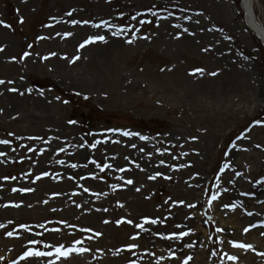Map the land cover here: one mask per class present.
I'll use <instances>...</instances> for the list:
<instances>
[{
  "label": "rangeland",
  "instance_id": "obj_1",
  "mask_svg": "<svg viewBox=\"0 0 264 264\" xmlns=\"http://www.w3.org/2000/svg\"><path fill=\"white\" fill-rule=\"evenodd\" d=\"M0 21V264H264V44L240 0H0Z\"/></svg>",
  "mask_w": 264,
  "mask_h": 264
},
{
  "label": "snow or ice",
  "instance_id": "obj_2",
  "mask_svg": "<svg viewBox=\"0 0 264 264\" xmlns=\"http://www.w3.org/2000/svg\"><path fill=\"white\" fill-rule=\"evenodd\" d=\"M71 23H73V24H75V23H77L76 21H70ZM81 23H83V22H81ZM101 23H103V22H101ZM0 24H3V22L2 21H0ZM5 27H8V25H4ZM65 35H69L68 33H66ZM89 40H100V41H103L104 40V37L103 36H95V37H90L89 38ZM89 40H85L84 41V43L86 44V43H88L89 42ZM28 55V53L27 52H25L21 57H20V59H24V57L25 56H27ZM12 59H15V57H13ZM196 71H202V70H196ZM212 75H214L215 73H211ZM0 83H3V81H0ZM254 123H258V122H254ZM108 131H120L119 129H109ZM123 135H126V136H130V135H133L132 133H129V132H123ZM141 139H144V137H141ZM94 146V145H93ZM226 167V166H225ZM221 171H223V169H221ZM41 175H47V173H41ZM237 175H239V173L237 174ZM127 183H129V184H131L132 183V181L131 180H128L127 181ZM21 191H28V190H30V189H20ZM13 191H15V189H13ZM86 191H87V189H86ZM191 206V205H190ZM226 207H231L230 205H226ZM129 223H131V221H128ZM116 223L117 224H119L120 223V221L119 220H117L116 221ZM152 223H155V221L153 220L152 221ZM0 227H2V225H0ZM20 227H24V225H20ZM136 227H140V225H136ZM250 227H251V225H250ZM249 229L248 228H245L244 229V231H248ZM218 231H219V229H218ZM13 233L12 232H6L5 233V235H7V236H11ZM97 235H99V233H97ZM178 235H180V236H183V235H185V233L184 232H180ZM262 235H264V233H262ZM33 243H34V241H33ZM233 246H239V247H241V248H243V249H250L251 248V245H248V244H239V245H237L235 242H233ZM127 247H129V248H132V247H136V245H134V244H130V245H127ZM53 251L58 255V256H61V257H68L69 256V253L70 252H77V253H79V252H82V251H84V249H81V248H73V247H69V248H67V249H64V248H62V247H55L54 249H53ZM51 253H40V252H33V251H31V250H29V251H25L24 252V256L25 257H28V256H31V255H50ZM188 258L187 257H185V260H187ZM229 259H232V260H235L236 259V257H234V256H232V257H229Z\"/></svg>",
  "mask_w": 264,
  "mask_h": 264
},
{
  "label": "bare ground",
  "instance_id": "obj_3",
  "mask_svg": "<svg viewBox=\"0 0 264 264\" xmlns=\"http://www.w3.org/2000/svg\"><path fill=\"white\" fill-rule=\"evenodd\" d=\"M240 1H241L242 8H244V10L246 11V13H245V22L249 26H252L251 20L249 19V17L251 16V14H252V17L254 18L253 7H252V0H240ZM247 13H248L249 16L247 15ZM256 33H257L258 36H260L262 39H264V29L262 27H260V26L257 25ZM258 226L259 227H264V221L263 222L261 221ZM263 231H264V229H263ZM254 244H257L258 246L261 245L260 242L259 243L258 242H254ZM254 247H257V246H254Z\"/></svg>",
  "mask_w": 264,
  "mask_h": 264
},
{
  "label": "water",
  "instance_id": "obj_4",
  "mask_svg": "<svg viewBox=\"0 0 264 264\" xmlns=\"http://www.w3.org/2000/svg\"><path fill=\"white\" fill-rule=\"evenodd\" d=\"M243 9V11H244V13H246V11L244 10V8H242ZM247 15H248V13H247ZM249 16V15H248ZM249 19L251 20V23H252V26H249L252 30H253V32L255 33V35L260 39V41L262 42V43H264L263 41H264V39H262L260 36H258L257 35V33H256V29H257V25L254 23V20H253V17H252V14H251V16L249 17ZM254 27V28H253Z\"/></svg>",
  "mask_w": 264,
  "mask_h": 264
}]
</instances>
